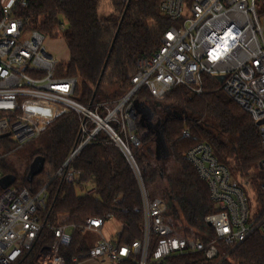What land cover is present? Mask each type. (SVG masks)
Listing matches in <instances>:
<instances>
[{"label": "built area", "instance_id": "obj_1", "mask_svg": "<svg viewBox=\"0 0 264 264\" xmlns=\"http://www.w3.org/2000/svg\"><path fill=\"white\" fill-rule=\"evenodd\" d=\"M19 5L26 6L27 0H0V139L12 136L21 147L38 137L44 129L38 120L43 103L59 104L76 112L81 118L83 138L71 152L70 162L86 145L97 141L100 132L123 151L141 193V205L134 211L142 214V238L119 243L123 226L113 239L107 238L104 227L116 220L112 212L88 217L81 228L100 239L91 243L87 259L69 257L62 249L72 243L77 225L55 226L42 216L51 180L33 190L0 185V264L19 261L45 230L54 232L55 239L41 247L38 264H79L91 259H109L115 264L133 256H138L137 264H150L197 251L215 258L218 240L234 249L255 232L264 234L263 210L252 209L247 191L232 179L230 169L219 161L208 143H198L186 153L198 176L208 184L216 206V211L204 218L215 231V238L208 244L176 235L174 225L167 220V200L149 195L132 152L141 144L135 132L136 94L146 89L162 99L177 85L202 94L204 76L215 78L219 89L256 123L262 121L258 126L264 151V0H162L161 11L174 24L164 32L160 47L153 56L138 58L133 86L123 98L96 104H83L74 98L77 78L58 75L61 61L46 48L45 34L25 26L16 13ZM220 75L223 81L218 80ZM31 100L39 102L37 110L29 109ZM4 134L8 135L2 137ZM183 134L189 135L190 130L185 128ZM260 165L264 169V158ZM63 174L74 180L81 171L63 165L53 177ZM3 176L0 169V180Z\"/></svg>", "mask_w": 264, "mask_h": 264}, {"label": "trees", "instance_id": "obj_2", "mask_svg": "<svg viewBox=\"0 0 264 264\" xmlns=\"http://www.w3.org/2000/svg\"><path fill=\"white\" fill-rule=\"evenodd\" d=\"M161 1L131 0L128 4V0H27V5H19L16 13L27 28L51 38H64L70 57L60 62L58 75L77 78L74 98L83 104H96L120 100L133 86L138 58L151 57L160 47L164 32L174 24L162 13ZM105 84L111 85V92L103 89ZM219 86L215 78L204 76L202 94L185 85L174 87L164 97L169 103L167 110H163L167 148L159 145L157 152L156 131L147 129L140 118L136 119L135 132L141 144L132 148L147 182L166 177L164 168L168 159L173 158L179 165L181 180L166 177L163 182L167 220L174 225L176 235L205 244L215 238V231L204 218L215 212L216 206L210 198L208 184L186 158L187 151L198 143L211 145L238 185L245 189L246 183H253L264 213V169L260 167L264 151L259 126ZM136 96L144 100L153 98L146 89ZM38 120L44 127L40 134L43 143L34 154L43 158L41 171L31 177L20 176L2 158L0 169L3 175H16L15 186L32 190L42 183L41 175L52 172L50 179L43 182L51 180L43 220L55 226L77 225L72 243L62 252L69 257L76 255L81 261L87 259L91 243L81 226L88 217L104 216L108 212L123 224L119 243L141 239L143 218L134 211L141 205V193L123 151L100 132L98 140L86 145L69 164L70 168L81 171L78 177L74 180H68L65 174L53 177L83 138L81 118L59 104L43 103ZM185 128L190 130L189 135L183 134ZM189 189L192 195L186 197ZM247 194L250 197L248 191ZM54 239V232L43 231L35 245L14 264H38L39 250ZM217 245L219 252L215 258L197 251L175 254L161 263L150 264H264V234L260 231L234 249L220 240ZM226 253L229 254L224 258ZM136 259L138 256H133L115 264H137Z\"/></svg>", "mask_w": 264, "mask_h": 264}, {"label": "rangeland", "instance_id": "obj_3", "mask_svg": "<svg viewBox=\"0 0 264 264\" xmlns=\"http://www.w3.org/2000/svg\"><path fill=\"white\" fill-rule=\"evenodd\" d=\"M46 48L54 55L56 56L60 61H67L69 59V50L66 45V42L63 37H55L51 38L49 36L45 37L44 40ZM187 87V86H186ZM189 88V87H188ZM103 89H109L110 92L112 91L111 85L105 84ZM192 90V89H191ZM130 91V90H129ZM128 91V92H129ZM193 91V90H192ZM127 92V93H128ZM141 92V90L139 91ZM138 92V93H139ZM126 93V94H127ZM124 94V96L126 95ZM137 95V94H136ZM123 96V97H124ZM122 97V98H123ZM135 99H138L140 102L145 103V105L152 108L153 112L155 113L154 121L160 120L163 122L164 120V113L163 110H167L166 107L169 105L167 102V99L165 98H150L147 99H139L137 96H135ZM110 102V101H107ZM160 104V105H158ZM39 102L37 100H31L30 105H28L29 109L31 110H37V107L39 106ZM40 108V107H39ZM135 112L137 113V109L135 106ZM140 115L137 114V118H139ZM43 136L40 135L26 144L22 145L21 147L18 146V143L14 139V137H10L7 139H3L0 142V149H2V160L5 164L9 165L12 169H15L17 173L20 176H24V174H27L28 177H31L32 175L39 172L40 168L44 164L43 159L41 156H36L34 153L35 151L41 146L43 143ZM47 169V168H46ZM165 175L166 177H169L171 179L175 180H181V170L179 165L174 161L173 158L168 159L165 162ZM48 171V169H47ZM46 175H41L39 180L42 182L50 179L51 171L47 172ZM234 176V175H233ZM166 177H157V179H151L145 181V185L147 187L148 193L152 197H162L165 199V195L162 194V188H163V182ZM235 178V176H234ZM233 179V177H232ZM238 179V178H237ZM236 179V180H237ZM247 185L244 186L246 191L250 193V201L252 202V209L255 210V212H259L261 210V204L258 202L259 198V191L255 188L253 183H246ZM90 186V185H89ZM89 188H92L91 186ZM178 192V191H177ZM186 197H191L192 195V189L187 190L185 192ZM123 224L121 222L112 221L107 224V226L104 228V235L109 238L113 239L116 235V232L122 228ZM85 235L88 237L90 243L96 242L98 239H100V236L95 234L92 231L87 230L85 232ZM229 253H226L224 258L228 256ZM79 264H112V262L109 259H106L104 262L100 259H91L83 261Z\"/></svg>", "mask_w": 264, "mask_h": 264}, {"label": "water", "instance_id": "obj_4", "mask_svg": "<svg viewBox=\"0 0 264 264\" xmlns=\"http://www.w3.org/2000/svg\"><path fill=\"white\" fill-rule=\"evenodd\" d=\"M131 0H128V4ZM114 43V42H113ZM224 76L220 75L218 76V80L219 81H223ZM98 90V86L95 88L94 90V95H96ZM135 106L137 109V114L140 115V121L147 126V129H151V130H155L156 134H157V152L160 150L159 145H161V147H166L167 148V142L165 140L164 137V122H161L160 120L158 121H154L155 118V113L153 112L152 108H150L149 106L145 105V103L140 102L138 99L135 100ZM262 121H258L257 124H261ZM8 134H4L2 135V137L7 136ZM43 159V158H42ZM71 157H69L67 159V161L65 162V167H68L69 163H70ZM44 162V161H43ZM44 165V164H43ZM42 165V167H43ZM42 167L40 168L39 172L41 171ZM260 167L262 168V165H260ZM37 172V173H39ZM36 173V174H37ZM33 176V175H32ZM16 181V175L11 173V174H6L4 175L1 180H0V185L3 188H7L10 185L14 184V182Z\"/></svg>", "mask_w": 264, "mask_h": 264}, {"label": "crops", "instance_id": "obj_5", "mask_svg": "<svg viewBox=\"0 0 264 264\" xmlns=\"http://www.w3.org/2000/svg\"><path fill=\"white\" fill-rule=\"evenodd\" d=\"M65 42H66V41H65ZM66 45H67V43H66ZM68 50H69V49H68ZM69 56H70V52H69ZM114 221L117 222L118 220H113V222H114ZM110 222H112V221H110ZM110 222H108V223H110ZM118 222H119V221H118ZM108 223H107V224H108ZM107 224H106V226H107ZM106 226H105V227H106ZM105 227H104V228H105ZM118 231H119V230H118ZM118 231H117V232H118Z\"/></svg>", "mask_w": 264, "mask_h": 264}]
</instances>
